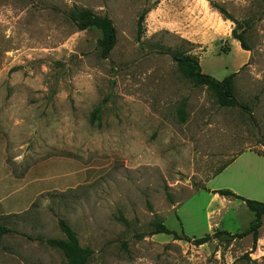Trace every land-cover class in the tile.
Listing matches in <instances>:
<instances>
[{"label": "rangeland", "instance_id": "rangeland-1", "mask_svg": "<svg viewBox=\"0 0 264 264\" xmlns=\"http://www.w3.org/2000/svg\"><path fill=\"white\" fill-rule=\"evenodd\" d=\"M76 9L113 21L107 59L100 31L71 21ZM175 51L217 81L235 74V97L249 111L220 106L185 78ZM0 141L10 161L20 151L44 179L28 224L14 225L21 234L64 239L59 217L93 250L89 264H264V243L245 250L241 239L196 246L150 235L155 218L179 236L208 235L202 191L222 186L221 169L241 152L264 156V0H0ZM223 215L242 231L254 217L241 201ZM25 253L24 264L65 263L37 241Z\"/></svg>", "mask_w": 264, "mask_h": 264}, {"label": "crops", "instance_id": "crops-1", "mask_svg": "<svg viewBox=\"0 0 264 264\" xmlns=\"http://www.w3.org/2000/svg\"><path fill=\"white\" fill-rule=\"evenodd\" d=\"M244 53L248 54V57L250 56V51L244 50ZM25 102L26 99L23 104ZM21 124L25 128V123ZM0 145V225H4L18 232L6 234L0 240V264H24L27 261L25 248L28 247V239L14 225L28 224L27 215L31 212L38 198L46 191L44 188V179L42 176L33 177L30 175L26 169L27 158L23 153L19 151L10 161L7 143L0 141ZM12 165L22 166V171L15 173L12 170ZM257 165L261 168H257ZM218 176L220 178L224 176L222 186L207 187L209 191H202L209 197L205 215V219L208 221L207 232L210 235L216 230H222L231 235L242 233L250 227L254 217L250 218L249 227L243 231L239 228L224 225L223 210L227 205L233 206L235 202L241 200L222 196L216 193V191L230 190L244 198L264 202V156L251 149L243 151L234 157ZM242 204L245 203L242 202ZM262 230L263 226L258 234L257 247H260L264 243V235L262 236L261 233ZM250 237L251 239H249ZM233 241L235 242V240ZM240 241L245 250H248L252 246L254 247V241L251 235L246 236ZM233 245L231 244L230 247Z\"/></svg>", "mask_w": 264, "mask_h": 264}, {"label": "trees", "instance_id": "trees-1", "mask_svg": "<svg viewBox=\"0 0 264 264\" xmlns=\"http://www.w3.org/2000/svg\"><path fill=\"white\" fill-rule=\"evenodd\" d=\"M215 8L224 16L225 19L231 20L235 22L234 18L229 15V13L221 6L215 5ZM148 10H145L141 13L138 19V31L137 38L141 39L144 33V22ZM70 19L75 24L79 31L89 30V29H97L101 33V37L97 40V47L99 49V53L101 58L107 59L113 49L117 44V30L114 26L113 21L108 16H100L95 14L92 10L89 9H76L74 12L70 13ZM232 35L234 39H236L241 47L244 50L250 51L248 45L246 44L243 35L238 33L236 29L233 30ZM171 55L174 61L177 63L178 70L181 74L194 82L196 85L206 86L208 87L214 94L217 103L222 107H236L240 106L247 111L249 109L238 102L234 94V79L235 74L225 78L222 81H217L210 75L204 74L202 72L199 61L184 52H171ZM99 113V109H96L95 114ZM225 168V167H224ZM223 170V169H221ZM221 172V171H220ZM216 193L226 196L232 199L241 200L246 204L248 209L254 214V220L251 223L250 227L242 232L231 235L222 230H216L212 235L208 234L202 238H188L184 235L179 236L176 232L171 231L168 227L159 220L155 218L151 223V231L150 235L157 234H166L173 235L175 240H185L187 242H191L196 246H202L214 239L219 237H225L227 241H233L236 239H243L246 236L251 235L254 241V247L258 241V234L260 229L263 226V217H264V202L247 199L242 196L235 194L230 190H220L216 191ZM125 225L128 224L126 219L120 217L119 219ZM57 224L65 236L64 239L58 238H42V237H32L29 235H24L30 241H37L40 244H46L50 248L57 249L61 251L65 258L64 264H89L92 256L94 254L93 250L89 247H83L80 243L78 235L76 231L70 226V224L62 219L57 218ZM9 233H18L17 231L8 228L4 225H0V240L2 237Z\"/></svg>", "mask_w": 264, "mask_h": 264}]
</instances>
